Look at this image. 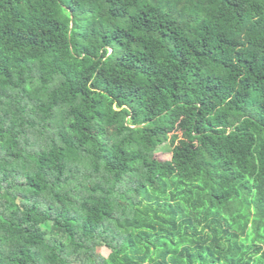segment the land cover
I'll return each instance as SVG.
<instances>
[{"label":"trees","instance_id":"obj_1","mask_svg":"<svg viewBox=\"0 0 264 264\" xmlns=\"http://www.w3.org/2000/svg\"><path fill=\"white\" fill-rule=\"evenodd\" d=\"M0 264H264V0H0Z\"/></svg>","mask_w":264,"mask_h":264},{"label":"rangeland","instance_id":"obj_2","mask_svg":"<svg viewBox=\"0 0 264 264\" xmlns=\"http://www.w3.org/2000/svg\"><path fill=\"white\" fill-rule=\"evenodd\" d=\"M159 153L161 155V157H164L165 159H169L170 155H169V148H159Z\"/></svg>","mask_w":264,"mask_h":264}]
</instances>
